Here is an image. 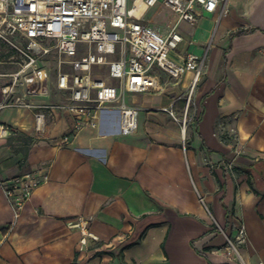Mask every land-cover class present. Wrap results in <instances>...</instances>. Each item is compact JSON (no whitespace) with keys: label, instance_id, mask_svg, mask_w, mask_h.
I'll list each match as a JSON object with an SVG mask.
<instances>
[{"label":"crops","instance_id":"0c3cea01","mask_svg":"<svg viewBox=\"0 0 264 264\" xmlns=\"http://www.w3.org/2000/svg\"><path fill=\"white\" fill-rule=\"evenodd\" d=\"M228 8L225 17L205 13L179 28L184 50L206 53L195 123L182 128L178 111L185 103L176 100L175 81L128 94V103L140 107L135 132L120 133V113L110 110L100 129L81 130L63 148L33 137L30 111L0 112V120L19 129L0 139V178L49 172L14 226L0 185V264H244L225 244L241 222L245 263L264 264V0H228ZM11 54L0 40V62ZM12 68L0 63V72ZM170 105L178 119L163 110ZM65 124L61 117L55 136ZM30 140L41 142L30 150ZM79 217L94 236L86 242L69 224Z\"/></svg>","mask_w":264,"mask_h":264},{"label":"built area","instance_id":"2783aa9c","mask_svg":"<svg viewBox=\"0 0 264 264\" xmlns=\"http://www.w3.org/2000/svg\"><path fill=\"white\" fill-rule=\"evenodd\" d=\"M156 5L191 24L205 13H217L220 18L229 11L227 0H0V40L12 51L9 61L0 63L13 66L0 72L5 79L0 112L30 111L33 137L63 148L81 130L100 129L104 113L110 110L120 113V133L135 132L140 107L128 103V94L161 90V73L175 83L190 73L186 117L206 53L184 50L185 37L179 28L161 32L148 23L144 14ZM163 110L178 119L173 105ZM61 117L66 121L64 131L55 136ZM18 130L0 120V139ZM48 179L45 169L0 178L13 210L11 226L21 219L34 191ZM200 199L204 202L202 196ZM87 223L85 217L69 222L81 229L82 242L93 236ZM247 235L241 222L236 236H228L225 243L229 255L244 264L240 244Z\"/></svg>","mask_w":264,"mask_h":264},{"label":"rangeland","instance_id":"374dc122","mask_svg":"<svg viewBox=\"0 0 264 264\" xmlns=\"http://www.w3.org/2000/svg\"><path fill=\"white\" fill-rule=\"evenodd\" d=\"M227 14L228 13H225L221 17H225ZM215 18H216V15H215ZM144 19L148 23H150L152 26H154L156 29H159L161 32H168L175 27L181 28L182 23H183V21H179L178 18L175 17L167 8H165L164 6H160V5H156L154 7L149 8L144 14ZM217 26H218V23L216 24L214 30L211 33V37L209 38L210 42L213 41L216 33L218 35V33L220 32V28H218V30H217ZM187 35H188V37H191V32L187 31ZM217 35H216V37H217ZM201 40H202V38H201ZM197 44L200 45L201 47H205V45H206L205 42H202V41H198ZM161 74H162L161 79H162L163 84L165 86H168V85H170L171 82H174V79L168 78L165 73H161ZM205 81H206V73L204 70L202 73L201 81L199 82V84L197 85V87L195 88V90L193 92L191 105L187 111L186 117H185V113H186L185 105H186L187 99L185 97H187L189 95L191 87L186 85L187 83H185V84L183 83V77L179 80V83L176 86V88H178L177 89L178 92L175 93L176 100L178 99V96L180 95L182 98L178 99V100H182L185 103L184 106H182L181 109L178 111V117H179L180 123L182 124V128L184 127L185 120L187 121V124H190L191 122L195 123V121L197 120V118L201 114L202 105L200 103V97L197 95V93L202 89L203 83ZM233 138H234V135H230L227 137V139H230V140H233ZM183 140L186 143L189 140L188 130H187L185 136L183 137ZM40 142L41 141L30 140V144H29L28 148H30V150H31V148L33 146H35L36 144H40ZM13 143L14 144H12L13 146L11 147L12 150L18 151V147H17L18 141L13 140ZM20 149L24 150L26 148L20 147Z\"/></svg>","mask_w":264,"mask_h":264},{"label":"trees","instance_id":"16d2710c","mask_svg":"<svg viewBox=\"0 0 264 264\" xmlns=\"http://www.w3.org/2000/svg\"><path fill=\"white\" fill-rule=\"evenodd\" d=\"M253 29V28H252ZM248 30H251V29H248ZM243 31H238V32H235V33H233L232 34V36H234L235 34H239V33H242ZM201 118V114H200V116H199V118H198V120ZM197 120V121H198ZM18 140H20V142H21V144H27V143H29V139L27 138V137H25V136H19L18 137ZM24 151H25V157H27V154H28V149H24ZM249 183H250V185L254 188V184H253V181L251 180V176H250V178H249ZM263 195H264V192L262 193ZM132 243H130V244H128V245H131ZM127 246V245H126ZM72 264H75V262L74 263H72Z\"/></svg>","mask_w":264,"mask_h":264},{"label":"bare ground","instance_id":"6f19581e","mask_svg":"<svg viewBox=\"0 0 264 264\" xmlns=\"http://www.w3.org/2000/svg\"><path fill=\"white\" fill-rule=\"evenodd\" d=\"M185 133H186V129L183 130V134H184V135H185Z\"/></svg>","mask_w":264,"mask_h":264}]
</instances>
